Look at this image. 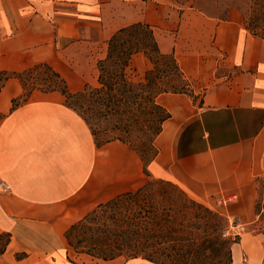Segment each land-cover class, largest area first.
Wrapping results in <instances>:
<instances>
[{
  "label": "crops",
  "instance_id": "1",
  "mask_svg": "<svg viewBox=\"0 0 264 264\" xmlns=\"http://www.w3.org/2000/svg\"><path fill=\"white\" fill-rule=\"evenodd\" d=\"M138 22L163 32L159 49L174 55L188 82L213 65L232 70L213 74L197 104L186 94L157 97L170 118L155 140L150 176L251 225L254 182L264 178V40L250 35L238 12L221 21L162 0H0V72L45 63L71 93L94 87L107 41ZM130 67L143 76L150 64L137 54ZM22 94L17 79L0 90V184L8 187L0 185V235L9 237L0 264H153L71 257L67 229L97 205L143 185V164L119 141L97 146L61 94L33 91L14 107ZM232 260L264 264V233H238Z\"/></svg>",
  "mask_w": 264,
  "mask_h": 264
},
{
  "label": "trees",
  "instance_id": "2",
  "mask_svg": "<svg viewBox=\"0 0 264 264\" xmlns=\"http://www.w3.org/2000/svg\"><path fill=\"white\" fill-rule=\"evenodd\" d=\"M233 2L238 4L233 10L240 14L250 35L264 40V0ZM229 12L216 20L225 21ZM137 54L144 55L150 64L143 76L130 67ZM96 69L97 85L86 84L77 93L69 92L66 81L45 63L21 72H0V90L8 79H17L23 88L19 100L13 101L14 107L26 102L33 91L57 92L64 97L66 107L89 127L97 146L119 141L130 146L143 164L145 183L97 205L72 224L65 232L67 247L76 255L96 260L140 258L153 264H206L216 251L218 255L222 252L223 264H232L231 248L224 250L229 244L223 238L225 216L191 199L175 184L152 178L147 169L158 154L155 140L170 118L157 97L191 93L174 55L160 51L153 26L138 22L110 37L105 57L97 61ZM97 128L114 135L99 143ZM149 151L150 157L144 160L142 153ZM258 208L256 202V214ZM77 235H83L84 246L77 247ZM8 240L0 235V254Z\"/></svg>",
  "mask_w": 264,
  "mask_h": 264
},
{
  "label": "rangeland",
  "instance_id": "3",
  "mask_svg": "<svg viewBox=\"0 0 264 264\" xmlns=\"http://www.w3.org/2000/svg\"><path fill=\"white\" fill-rule=\"evenodd\" d=\"M162 1L166 5L172 6L174 8H178V9L191 8L194 11L201 12L204 15H206L210 18H214V19L224 17L225 13L227 11L233 10L232 6L238 5L236 2H233V0H162ZM155 32H156L157 38H162L164 36L163 32H160L159 28H157V30H155ZM213 66L211 68H208V69H205V70L199 72L198 77L195 79H192L191 83L189 82L190 85L197 87V90H198L197 94L190 93V95H189L194 104H197V102L200 100L201 96L203 95V91H204L203 87L206 85L208 80H210V77L213 76V74L215 76H218L220 74H226V75L232 74V70L228 71V70H223V69H214ZM192 91L193 90H191V92ZM96 133H97L96 138H97V141L99 143H102L103 141H105L106 139H108L112 135H114V134H111L109 132H104L102 130V128L101 129L97 128ZM115 134H118V133H115ZM135 136H139V134L136 133ZM151 153H152V151L151 152L149 151L147 153H142L144 160H147L150 157ZM154 179H157V178H154ZM254 184H255V190H256L255 203L257 202L258 206H259V208H258L259 213L256 214L255 203H254V213H255L254 223L247 226V225H245L244 221H242L241 219L233 218L236 220V223H235V226H233V228L231 229V228H228V225H229L228 224V218H231V217H225L227 220L226 228H225L226 231L223 234L224 237L223 236L222 237L224 239H226L227 241H229V244L227 245L226 248H224V250L227 251L228 248H231V250H230L231 260H232V246L234 245L233 244L231 246V243L234 242L235 240L238 241V238H237L238 233H240L243 229H245L246 231H250V232L253 231V232H263L264 233V178L256 179ZM204 206L209 208L212 211L219 212V211H217V209H213V208L208 207L206 205H204ZM227 232L229 233V235H226ZM75 241H78V244H76L77 247H82L85 245L83 235H77L75 237ZM67 248H68V252L70 253L71 257H74L76 255V253H74L72 251V249H70L69 247H67ZM206 254H208V253H206ZM221 255H222V252L218 255L217 252L215 251L214 253H212V255H210V257L206 261V264H223ZM120 259H121V261H123V260L125 261V258H123V257H120ZM232 263H233V260H232Z\"/></svg>",
  "mask_w": 264,
  "mask_h": 264
},
{
  "label": "built area",
  "instance_id": "4",
  "mask_svg": "<svg viewBox=\"0 0 264 264\" xmlns=\"http://www.w3.org/2000/svg\"><path fill=\"white\" fill-rule=\"evenodd\" d=\"M2 187H3V189L6 191L7 189H8V187H6L4 184H0ZM235 223H236V220L235 219H233V218H228V228H233V226H235ZM226 235H229V233L227 232L226 233Z\"/></svg>",
  "mask_w": 264,
  "mask_h": 264
}]
</instances>
